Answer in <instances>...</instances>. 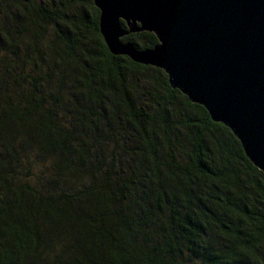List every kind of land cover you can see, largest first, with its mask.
<instances>
[{
  "label": "trees",
  "instance_id": "16d2710c",
  "mask_svg": "<svg viewBox=\"0 0 264 264\" xmlns=\"http://www.w3.org/2000/svg\"><path fill=\"white\" fill-rule=\"evenodd\" d=\"M99 15L0 0V264H264V173Z\"/></svg>",
  "mask_w": 264,
  "mask_h": 264
},
{
  "label": "water",
  "instance_id": "95a60500",
  "mask_svg": "<svg viewBox=\"0 0 264 264\" xmlns=\"http://www.w3.org/2000/svg\"><path fill=\"white\" fill-rule=\"evenodd\" d=\"M109 51L165 71L264 173V0H94ZM124 22V25L122 22ZM148 31L157 44L122 38Z\"/></svg>",
  "mask_w": 264,
  "mask_h": 264
},
{
  "label": "rangeland",
  "instance_id": "374dc122",
  "mask_svg": "<svg viewBox=\"0 0 264 264\" xmlns=\"http://www.w3.org/2000/svg\"><path fill=\"white\" fill-rule=\"evenodd\" d=\"M122 40H123V38H122ZM123 41H124V40H123ZM124 42H127V41L125 40ZM129 42H131V41H129Z\"/></svg>",
  "mask_w": 264,
  "mask_h": 264
}]
</instances>
